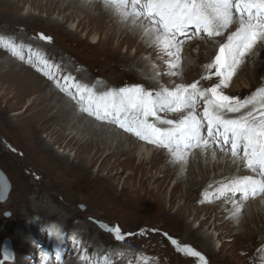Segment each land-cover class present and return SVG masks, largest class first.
Instances as JSON below:
<instances>
[{
	"label": "rangeland",
	"instance_id": "1",
	"mask_svg": "<svg viewBox=\"0 0 264 264\" xmlns=\"http://www.w3.org/2000/svg\"><path fill=\"white\" fill-rule=\"evenodd\" d=\"M11 1L16 5H21L18 3V0ZM83 1H89L91 4L102 2V0ZM45 3L46 1L44 0L40 3V7L42 4L45 5ZM106 3L108 4L109 2ZM129 4L128 9H132ZM37 5L38 3L32 7L29 4L15 11L10 10L6 4L0 3V35L1 32H4L2 36L6 38L7 42L9 41L6 43V46L9 44L10 47H16L15 44L19 40L28 41L39 48H46V46H48L49 48L46 53H48L51 58H43L50 59L51 61L54 60L52 58H55L56 54L64 53L65 56L69 57L71 65L73 66L72 68L75 69L74 71H79L77 74L74 72L77 79L81 72H86L90 78L89 82L82 83V85H80L81 89L73 91L72 88L70 89L63 83V80L61 81V79H63L62 76L56 75L59 72L57 71L58 69L52 70L49 67L46 68L43 62L41 63V69H43V71L51 72L58 91L62 92L63 95L69 97L72 101H75L76 106L84 108L89 107V95L93 96L94 106L96 104V97H94V95L98 93L96 91H98L99 86H103L104 84L106 90L101 89L99 91H101V98H106L105 101L108 103L109 98L105 96L106 91H110L107 88L108 86H110V89L115 88L114 90L118 92L122 88H133L138 86L144 91L151 90L154 92L156 91L155 93H159L162 87L169 90V86L171 85L178 86L183 82H192L191 80L183 78L177 70H175L173 74L168 73L167 77L162 79L160 65H158L156 61H152L149 54L141 55L138 59L143 62L145 61L143 67L147 71V74L150 77L160 78L159 82L151 84L147 80L139 78L134 71L129 72V69L125 68L123 64L117 67L113 62L114 59H111L109 54L101 53L100 56L99 53L96 54L91 49L81 45L78 41L82 40L91 43L93 40L92 36L94 37L96 35L95 32L90 31L89 33L84 29L80 33L81 29H79L78 38L71 39L67 37L65 30L69 29L75 31L78 18L75 21L76 23L71 22L65 24L63 22V16H58L57 13H54L50 19H53L64 27H52L46 22L48 19L46 9L41 11L39 9L37 10ZM108 5L118 7L111 3ZM120 8L121 12H126L125 8ZM90 13L91 17L99 15V12L95 10ZM29 14L40 17L43 21H27L25 18ZM235 15L236 13L234 11L233 20L237 23L239 19L237 20ZM19 17H24V20L17 19ZM89 19L83 21L84 25H87V27L88 24L86 23H88ZM153 26L158 27L154 24ZM228 29H230V27ZM105 34L106 30L104 29L103 33H101L102 39L105 38ZM188 34L192 35L189 42L194 41V43L186 45L187 42H183L181 47L178 48L174 54L176 57L175 59H179L182 56L189 64H193L195 70L188 77L196 79L195 84L197 86L200 85L208 89L212 87L218 88L220 93L222 92L221 94L225 95L226 92L222 89H224L223 87L226 88L227 84H234V87H246L252 84L251 90H245V92L241 94L227 92L226 96H231L233 101L239 100L241 102L248 100L249 93L253 92L256 84L262 82V86H264V68L251 66V72L243 69V67L250 65L247 59L245 60L244 56L246 54L241 57L240 62L234 69L233 75L225 86V83L222 82L223 77L216 75L217 68H209L207 64V62H211L212 64L215 63L216 57L220 54V48L224 45L222 44V46L215 49L216 45L220 44L218 43V35L212 37L208 35L207 37H202V35L198 39L199 33L189 31ZM225 34L226 31L221 32V36H225ZM42 36L47 37V39H43ZM206 38H208L207 41L205 40ZM139 42H141V38ZM196 42L201 43L204 49L200 51L198 47L197 49L193 47L194 44H197ZM117 47V41L109 43L108 50L106 51L112 52L113 50H120V53H126L124 48L118 49ZM263 47L264 38H260L249 50L248 56L255 59L257 58V60L260 59L259 56H261L264 61ZM2 49L3 48L0 47L1 51L4 50ZM54 52L56 54H54ZM128 53L132 57H135V49L130 50ZM25 54H27V52H25ZM25 54L22 55L23 61L31 62V58L28 57L27 60ZM199 56H201L202 62L198 61ZM181 60L182 58L179 62H181ZM173 68L174 66H171L169 70ZM205 68L209 70L208 73L204 76H200L199 72ZM2 71L4 72L5 70ZM70 73L71 71L67 70L64 71L63 75L66 76ZM57 81L59 82V86H57ZM90 81L93 83H101L95 86L90 83ZM87 85H91L93 90L90 91L88 95L85 94V96H83V101H81V91ZM6 86H8L7 82L0 81V168L11 183V192L6 201L2 202L0 200V264H69L70 262L72 264H78V261L79 264H257L255 260H257L258 248L254 253L251 251L243 252L240 250L239 246L233 247L228 243L226 245L227 247L221 248L222 242L218 239L219 234L214 229V226L211 225L212 221L210 220L208 221L209 224L202 229L199 234L195 235V233H187L183 223L172 222L170 217H157V215H161L164 211L168 212L170 215H174L178 209L184 206V200L181 196L185 194L187 189L186 184H183L179 188L180 190L178 191L177 197H180V199L176 200L177 202L174 203L168 202L169 192L175 186L177 178L167 185L165 192L167 201L164 207L152 211H149V209H145L146 211H139V208L135 210L134 207L139 200H144V194L156 191L159 186L158 183H155L153 174L163 167L162 164L156 166L154 164L144 163L139 166V160H136L132 167H128L122 172L119 166L109 171V169L104 166V163H102V160H99L93 165L91 171L94 174L99 172L100 178H88L85 175L68 176L65 174L69 172L68 167L57 160L50 158L45 159L38 156L34 151L36 146L35 140L29 139L26 133L22 132L21 129L23 125L28 123L31 119L36 120L38 118V108L34 104L29 105L30 103L32 104V102L29 103L28 99L21 104H15L16 99H11L12 92L8 90ZM61 89L65 90L62 91ZM261 89H264V87L260 88V90ZM69 92H71L72 95H69ZM110 93H113V91H110ZM73 96L76 98L74 99ZM205 96L207 97V94H205ZM201 99L202 102L205 100V98L199 96V100ZM198 102L199 101L196 100L195 109L201 113V107L196 104ZM92 110L93 109L90 108L89 112ZM82 115L91 119L90 114L86 115L83 113ZM120 115L122 119L127 117V115H123L122 113ZM18 118L21 120L17 122L16 120ZM50 131L51 129L48 128L43 130L40 132L39 137L43 138V141H48L49 138L46 139L45 137L49 136L48 134ZM6 140H9L10 143L19 150L22 149L21 151L25 149L29 151V154L27 153L28 161H21V158L18 156H20L19 153L22 152L14 150V146H12L11 149H13L16 154L12 153L9 150ZM209 141L214 143L215 138ZM59 144L55 145L56 149L61 147L60 150H58L60 152L66 150V153L71 155L75 165L80 161V158H87L85 155H80L81 157L78 156L76 149H65L66 143L61 142ZM203 144L204 142L202 141L201 145ZM228 150H230V143L223 144L222 152L225 155L232 154ZM173 153L176 154V152ZM238 154L243 158L242 146L238 150ZM24 164L26 166L32 165L36 171H42L43 174L45 173V177L51 179L50 184L43 182L44 187L41 185L39 191L37 188L34 189L33 187L28 189L25 179L27 176L23 169ZM154 167H156L157 170H155ZM185 170L184 167H181L178 175L182 176ZM150 171H152L151 174ZM70 172L76 173L78 170H70ZM235 172L238 176L245 174L243 170L239 168ZM131 174L132 176H130ZM10 175L12 177H10ZM214 175L213 172L210 176L213 178ZM45 177L44 180L46 179ZM129 178L130 180H128ZM70 185H72V188ZM141 185L142 189H140ZM26 188L27 190L25 192L27 193V197H30V200H25V198L22 197V192ZM39 192L42 194L39 195V198H42L45 192L58 194V197L49 198V201L47 198L44 201L43 199L33 201V195L39 194ZM195 195L197 194L193 191V198L196 206L202 207L206 205V203L200 204ZM137 198L138 201H135ZM148 199L149 197L147 196V200ZM225 201L226 200L223 199L210 200L208 206H213L214 203ZM186 217L187 221L193 223V228H198L199 222H194V220H192L193 217L190 215H186ZM98 223H103L111 227L118 226L124 239L117 240L115 234L103 231ZM251 227L253 228V226ZM259 228H261V225ZM200 234H205L213 238L214 245L211 250L204 247L200 239ZM78 239L81 240L78 241ZM173 240L177 243L174 244L172 242ZM6 241L10 243L11 253L9 255L11 256V261L5 260L4 248ZM76 241L79 243L75 244ZM14 245L17 247V251ZM84 245L86 248L82 247ZM185 248H190L192 252L185 251ZM212 251H215V256L211 255ZM230 252H232V255L229 254ZM58 253L61 254L57 255ZM192 253H199L200 256L198 257ZM245 253L246 255H244ZM83 254L85 258L80 259V256L82 257ZM69 255L71 256L69 257ZM201 257L203 259H201Z\"/></svg>",
	"mask_w": 264,
	"mask_h": 264
},
{
	"label": "bare ground",
	"instance_id": "2",
	"mask_svg": "<svg viewBox=\"0 0 264 264\" xmlns=\"http://www.w3.org/2000/svg\"><path fill=\"white\" fill-rule=\"evenodd\" d=\"M43 1L44 0H18V3L21 5H16L15 3H12L11 0H0V3L6 4L10 10L15 11L29 4L33 7L36 3H38L36 7L37 10L39 9L41 11L46 9L48 17L46 22L52 27H64L53 19H50L54 13H57L58 16H63V22L65 24L75 22L78 18L77 23L75 22V31L69 29L65 30L67 37L71 39L78 38L79 29H81L80 33L84 29H86V31L89 33L90 31L95 32L96 35L94 37L92 36L93 40L91 43L82 40L78 41L81 45L86 46L96 54L99 53L100 56L101 53L109 54L110 58L114 59L113 62L117 67L123 64L125 68L129 69V72L134 71L139 76V78H143L151 84H156L159 82L160 78L150 77L143 67L145 61L143 62L142 60L138 59L141 55L149 54L151 60L156 61L157 64L160 65L162 79H165L168 73L173 74L175 70H177L183 78L192 81L191 83L183 82L178 86L171 85L169 86V91H174L176 88L181 86L188 87L189 91H191L190 85L195 83L196 79H193L192 77L189 78L188 76L192 74V72L195 70V67L193 64H189L187 60H184L182 56L179 59H175L176 57L174 53L178 50V48L181 47L183 42H187L186 45L194 43V41L189 42L192 36L191 34H188L189 31L199 33L198 39L202 35V37H207V33L198 32L189 26L183 34L177 33L172 47H166L162 39H157V34L154 31L155 27L153 26L151 20L146 19L143 16L139 18H136L135 15L125 16L124 12H121L120 10V7L122 6L119 3L114 2V0H102V2H97L96 4H91L89 1L84 2L83 0H45V5L42 4L43 7L42 5L40 7V3ZM106 2L114 4L118 7H112L113 5H108L109 3L107 4ZM129 3L130 6L131 0ZM125 9L126 12H132V9H128V7ZM94 10L98 11L99 15L91 17L90 12H93ZM30 14L25 18L27 21H43L40 17L32 16ZM235 18H237V20L239 19L238 14L235 15ZM17 19L24 20V17H19ZM86 19H89L88 23H86L88 24V27L83 23V21ZM229 27L230 29H228ZM239 27V22L236 23L234 20H232V23L221 31H226L225 36H221V33L218 35V43L220 44H217L215 49L222 46V44H227L228 37L237 32ZM104 29L106 30V36L104 35L105 38L102 39L101 33H103ZM3 33L1 32L0 37H3ZM140 38L141 42H139ZM207 39L208 38L205 40L207 41ZM115 41L118 42V49L124 48L126 50L125 54L120 53V50L112 51L111 49L112 52L106 51L108 50L109 43H113ZM8 42L4 37L3 40L0 41V47L4 49H2L4 52L0 50V81H5L8 83V86L6 87H8L7 89L12 92L11 99H16L15 104H21L28 99L29 103L32 102V104L30 103L29 105L34 104L38 108V118L36 120L31 119L21 128L22 132L26 133V136L29 139L35 140L36 146L34 151L38 156L45 159L50 158L59 161L64 166L68 167L69 172L65 173L68 176L73 175L74 177L85 175L88 178H100L99 172L94 174L91 171L93 165L99 160H102V163H104V166H106L109 171L116 169V167L119 166L122 169V172H124L128 167H132L136 160H139V166L143 165L144 163L154 164L156 166L162 164L163 167L160 170L158 169V171H155V174H153L155 177V183L159 184V188L157 187L156 191L144 194V200H141L142 202L139 200V202L134 207L135 210L139 208V211H143L145 209L152 211L164 207L167 201L165 193L167 185L172 180L177 178L175 186L169 192L168 202H177L176 200L180 199V197H177L178 191L180 190L179 188L183 184H186L187 189L185 194H182L181 196L184 200V206L178 209L174 215H170L168 212L164 211L161 213V215H157V217H170L172 222L183 223L187 233H195V235L199 234L201 230L209 224L208 221L210 220L212 221L211 225L214 226V229L219 234L218 239L222 242L221 248H225L227 243L233 247L239 246L240 250L243 252L251 251L254 253V251L258 248L259 251L256 258L258 261H255L257 264H264V193L257 192L255 195L245 196L243 193L228 190L233 181L237 180L238 178L251 176L255 179H259L257 173L251 172V169L247 167L245 160L240 157L239 154L236 156H233L232 154L225 155L222 152V146L224 144L223 142H220L219 145L216 146L213 142L208 140L206 145H201V143L197 145L194 141H189V146L187 148L182 147L180 149L181 155L178 156L173 153L177 151L174 147H166L156 143H151L148 140L141 139L133 132H128L124 128H121L118 123L110 122L112 119L111 116L99 119L97 118V115L90 114L89 111H84V107L76 106L75 101H72L69 97L63 95L62 92H59L55 85V79L49 78V76L45 75V71L41 69V63L43 61H47V65L50 69H58L57 71L59 72L56 75L62 76L63 79H61V81L63 80V83L66 86H68L70 89L72 88L73 91H78L76 86H80L82 83L89 82L90 78L86 72H81L77 79L76 75L74 74L75 69L72 68L73 66L71 65V61L68 56H65L64 53L56 54L54 52L56 56L55 58H52L54 60L51 61L50 59L43 58L50 57L49 54L46 53L49 48L46 45L45 46L47 49L43 48L42 46V48H39L28 41L19 40L15 44L16 47H10L9 44L6 46V43ZM23 44L30 47H25ZM193 47L196 49L198 47L200 51L204 49V46L201 43L194 44ZM132 49H135V57H132L128 53ZM25 52H27V54H25ZM24 54L26 55L27 60L28 57L31 58V62H25L23 59L21 60V56ZM245 54V60L247 59L248 64L250 63V65L243 67L244 70L251 72V66L264 68V61L261 56H259L260 59L257 60V58L255 59L248 56L249 51H247ZM200 57L201 56L198 57V61L202 62L203 60ZM181 58L182 60L179 62ZM207 64L210 65L212 63L207 62ZM171 66H174V68L169 70ZM2 70L5 71L3 72ZM67 70H70L71 73L66 76L63 75L64 71ZM208 71L209 70L207 68L203 69L201 72H199L200 76L206 75ZM77 72L75 73L77 74ZM90 83L94 84L95 86L97 84L98 86L101 82L93 83L90 81ZM262 84L263 83L261 82L255 85V89L252 93L250 92L251 94L249 93L248 99L256 96L260 92V88L264 87ZM104 85L99 86L98 91H96L98 93L94 95V97H96V104L103 105L109 103L105 101L106 98H101V91H99L101 89L106 90ZM233 85L227 84L226 88L223 87L224 89L222 90H224L226 94L227 92L232 94H241L245 92V90L247 91L250 89L252 86V84L246 87H234ZM80 87L79 89H81ZM109 87L110 86L107 88L110 91H113V93L118 92L117 90H114L115 88L110 89ZM161 89L163 90L166 88L162 87ZM197 89L201 91L209 90L208 88L201 87L200 85L197 86ZM92 90L93 89L91 85H87L81 91V95H88ZM162 90H160V92ZM110 91L107 90L106 93H110ZM217 91L220 93L219 89ZM146 92H151L153 96L156 94V91L154 92L148 90ZM206 94L207 97H203L205 98L203 102L202 99L199 100V96L196 97V100L199 101L196 104L202 109L201 113H199L195 107L192 109L181 108L179 111H159L156 112L155 115L146 117V119L149 123H153L157 127H170L169 125L161 124L160 121L172 120L176 123H179V121L184 119L191 112L192 114L201 118L203 120V124H205L203 113L207 107L206 99L211 97V93L210 91H206ZM251 107L252 106L249 105L248 108H241L239 112H229L227 109H223L222 116L225 119H237L241 115L246 114L247 111L251 109ZM109 111H112V109L109 108ZM262 112H264V110H258L255 115L258 118H264L261 116ZM83 113L86 115L90 114L91 119L82 115ZM122 114L127 115L128 120H132L136 117L141 119L144 118L142 113L136 112L135 110H130L129 112ZM101 115H104L103 111L101 112ZM20 120L21 119L18 118L16 121L18 122ZM47 128L51 129L48 134L49 136L45 137L46 139L49 138V140L43 141V138L39 137V134ZM6 141L7 145L9 146V150L16 154L14 150L19 149L12 145L9 140ZM61 142L66 143L65 149H76L78 156L85 155L87 158H80V161L75 165L74 160L71 158L69 153H66V150L60 152L58 150H60L61 147L56 149L55 145H58ZM12 146H14V150L11 149ZM21 152L22 153H19L20 156H17L21 158V161L23 160L24 162H27L29 151H26L25 149ZM24 167V173L27 176L25 179L28 184H26V186L28 189L33 187L34 189L37 188L39 191L41 185L44 187L43 182L50 184L51 179L45 177L46 174L44 173V175L42 171H36L32 165L26 166L24 164ZM181 167H184V170L186 169L182 176L178 175L179 169ZM154 168L157 170L156 167ZM238 168L242 169L245 174L242 176L235 174V171ZM70 170H78V172L71 173ZM213 172L215 175L212 178L210 175ZM151 173L152 171H150V174ZM130 176H132V174ZM10 177L12 176L10 175ZM44 177L46 178L45 180ZM146 179L148 180L147 176ZM128 180H130V178ZM70 186L72 188V185ZM140 189H142V185L140 186ZM26 190L27 188L22 192V197L25 198V200H30V197H27V193L25 192ZM193 191L197 194L195 195L197 201H199L200 204L206 203V205H203L202 207L195 205ZM43 194L44 195L42 198H39V195H42L40 192L39 194L33 195V201L40 199H43L44 201L46 198L49 201V198L52 199L54 197H58V194L55 193L45 192ZM147 196L149 197L148 200ZM218 199H223L226 201L214 203L213 206H208V202L210 200ZM135 201H138V198ZM186 215L192 216V220H194V222H199L198 228H193V223L187 221ZM98 224L100 226V223ZM260 225L261 228H259ZM251 226H253V228ZM100 228L103 229L101 226ZM103 231L107 232L104 229ZM200 239L205 248L210 250L213 248L214 241L212 237L205 234H200ZM80 240L81 239H78V241ZM78 243L79 242L77 241L75 242V244ZM82 247L86 248L85 245ZM59 254L61 253H58V255ZM215 254V251L211 252L212 256H215ZM229 254L232 255V252ZM244 255H246V253ZM70 256L71 255H69V257ZM81 258L84 259L85 255L83 254L82 257L80 256V259ZM77 263L79 264V261ZM69 264L72 263L70 262Z\"/></svg>",
	"mask_w": 264,
	"mask_h": 264
},
{
	"label": "snow or ice",
	"instance_id": "3",
	"mask_svg": "<svg viewBox=\"0 0 264 264\" xmlns=\"http://www.w3.org/2000/svg\"><path fill=\"white\" fill-rule=\"evenodd\" d=\"M114 2L119 3L122 8H127L129 4V0H114ZM131 8L132 12H125L124 15H135L136 18L143 16L151 20L158 26L154 28L157 39H162L166 47H172L177 33L183 34L189 26L198 32L207 33L209 37L219 35L232 23L235 11L239 17L240 27L228 37V43L220 48L215 63L208 65L209 68H217L216 75L223 77L222 82L225 86L241 57L258 39L264 38V0H131ZM42 38L47 39L43 36ZM2 40L3 37H0V41ZM43 64L44 67H48L47 61H43ZM45 75L54 78L50 71H46ZM57 86H59L58 81ZM76 87L79 90L80 86ZM190 89L191 91L183 86L174 91L163 89L153 96L151 92H146L138 86L122 88L117 93L105 94L109 98L108 104L93 106V96L89 95V107L83 110L89 111L92 108L90 114L97 115L99 119L111 116L110 122L118 123L121 128L151 143L174 147L177 150L176 155L179 156L180 149L187 148L189 141H194L197 145L203 141L201 135L203 120L190 112L179 123L164 120L160 123L170 127H157L149 123L146 117L155 115L159 111L192 109L195 107L196 97H204L206 91H210L211 97L206 99L207 107L203 113V117L207 120L208 136L215 138L218 135L223 138L225 144L231 141L233 156L238 155V149L242 146L243 159L247 167L259 177V179L251 176L238 178L228 190L243 193L245 196L255 195L257 192L264 193V118L255 115L258 110H264V89L243 102L233 101V98L222 95L216 88L201 91L193 83ZM69 95L72 93L69 92ZM83 99L81 95L80 100ZM249 105L252 106L251 109L237 119H224L222 116L223 109L239 112L241 108H248ZM109 108L112 111H109ZM130 110L142 113L144 118L122 119L120 114ZM102 111L104 115H101ZM261 116L264 117V112ZM102 227L114 233L117 240L124 239L118 226L102 225ZM172 242L177 243L175 240ZM184 250L192 252L190 248ZM192 254L200 256L199 253ZM7 258L8 256L5 255V259Z\"/></svg>",
	"mask_w": 264,
	"mask_h": 264
},
{
	"label": "water",
	"instance_id": "4",
	"mask_svg": "<svg viewBox=\"0 0 264 264\" xmlns=\"http://www.w3.org/2000/svg\"><path fill=\"white\" fill-rule=\"evenodd\" d=\"M10 192H11V183H10L8 177L6 176V174L0 168V200L2 202L6 201L9 197ZM102 225H106V224L100 223L101 227H102ZM102 228L104 230H106L107 232H109L106 228H104V227H102ZM10 253H11L10 243H9V241H6V245L4 248V254L7 255L8 258L5 260L11 261V256L9 255Z\"/></svg>",
	"mask_w": 264,
	"mask_h": 264
}]
</instances>
